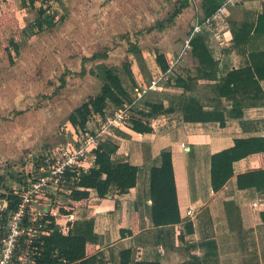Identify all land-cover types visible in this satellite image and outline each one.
Returning a JSON list of instances; mask_svg holds the SVG:
<instances>
[{"label": "crops", "instance_id": "obj_1", "mask_svg": "<svg viewBox=\"0 0 264 264\" xmlns=\"http://www.w3.org/2000/svg\"><path fill=\"white\" fill-rule=\"evenodd\" d=\"M4 1L0 0V13ZM19 1L23 7L24 1ZM181 1L183 0H85L83 5L103 6V9L99 10L108 16V19L104 25L101 24L100 31H114L112 36L115 40L112 43L115 50L102 49L85 55L84 60L88 63L97 62L95 72H87V68L83 67L79 73L73 64L74 69L68 67L73 72L71 78L80 76L81 80L77 82L82 86L86 83L88 75L93 74L104 81V72L107 69H115L132 100H135L138 98V89L148 87L155 77L163 74L154 60L156 51H160L166 53L171 62L178 60V63L161 81L163 89L160 92H150L145 97L163 100L169 106L177 104L183 98L195 96L201 99L207 110L212 109L214 103L211 99L214 95L210 93L211 87L207 81L199 80L192 84L193 86L190 85L189 91L176 86L173 77L177 75L174 74L175 71L185 79L196 75L191 47H186V41L188 32L199 20L198 7L202 0H189L190 5L183 9L171 25L162 30L155 28L159 22L169 19L175 13ZM15 2L18 7L19 2ZM72 3L75 5L76 0ZM25 9L28 11V8ZM263 10L264 0H239L236 4L228 6L225 14L215 18L206 35L210 52L219 61L220 77L238 69L251 51H264V35H257L255 32L251 34L247 47L244 46L246 53L241 54L233 47L235 26L255 25ZM100 18L106 20L101 15ZM21 29L24 31L22 25ZM38 30L40 29L36 31ZM139 32L142 33L135 35ZM136 36L140 37L139 41ZM126 42L129 47L122 48L126 46ZM134 43L137 44L139 53L131 50ZM184 51L186 54H183ZM98 53H106L108 56L92 59ZM28 66L29 69H34L30 63ZM65 74L61 77L62 88L70 77ZM10 77L11 75H8V78ZM261 86L264 91V80L261 81ZM85 87L82 94L86 98L89 97L86 101L101 91L100 89L97 94L92 95L87 91V84ZM204 87L207 90H203ZM3 94L4 91L0 90V101L10 102L13 98L12 93ZM110 108L116 106L110 103L107 109ZM137 108L140 109L135 107ZM55 112L57 117L58 110ZM29 113L32 115L33 110ZM3 116L0 117V123L8 118ZM97 116L90 119L89 126L93 129L98 126ZM7 121L8 124H3L6 127L0 126V136L6 137L4 133H7L9 138L5 143L7 151L0 156V160H3L0 167L14 160V156L29 153L36 147L28 138L22 144L16 139L19 135H28V129L33 133L34 130L37 132L38 123L31 122L32 119H28L27 115ZM68 123L74 132L73 125ZM40 127L43 128L41 125ZM237 135H264V104L246 107L244 118H229L224 127L219 122H186L183 112L177 110L156 117L152 133H138L130 123L107 134L105 141L115 143L119 147L115 159L129 162L139 168L137 186L125 194L112 190L106 198H100L97 191L92 190L89 206L78 209L74 218L77 221L94 220L95 233L98 235L97 248L104 253L106 264H119V253L126 247L127 242L132 243L134 258L139 261L184 264L198 256L200 259L206 257L212 261L217 260L218 264H264V222L261 216L264 212V189H241L237 181L241 174L260 170V161L246 158L236 162L235 175L224 188L215 192L212 186V156L233 147ZM23 151L26 152L22 153ZM164 151H171L173 156L181 222L156 226L152 214L151 170L161 165V154ZM6 176L0 175L4 180ZM189 209L195 211L193 220L187 215ZM189 222H192L194 227L191 234L186 229ZM134 227L137 228L135 233L126 232L125 236H122V229L130 231ZM208 241L215 242L211 251L205 245ZM209 252L211 254L207 256Z\"/></svg>", "mask_w": 264, "mask_h": 264}, {"label": "trees", "instance_id": "obj_2", "mask_svg": "<svg viewBox=\"0 0 264 264\" xmlns=\"http://www.w3.org/2000/svg\"><path fill=\"white\" fill-rule=\"evenodd\" d=\"M32 5L35 0H31ZM223 0H202L198 7L199 21H205L213 17ZM190 5L189 0L181 1L175 13L167 20L156 25V29H165L171 25L184 8ZM15 0H5L0 13V57L9 65L15 64V56L20 54L21 46L17 38H21L22 29L17 15ZM55 16L40 9L38 28L44 26L55 27ZM7 29H11L15 36L10 37ZM264 35V10L258 17L255 25H239L233 29L234 45L241 54L246 53L251 34ZM192 30L188 32L190 37L191 57L196 65V75L185 79L178 76L174 79L178 87L191 90L192 84L199 80L210 84L211 99L214 103L212 109L207 110L201 99L195 96L183 98L177 104L169 106L163 100L140 98L136 106L129 114V121L133 129L138 133H152L155 129V118L171 114L181 110L186 122H219L222 127L229 118H244V109L249 106L264 104V91L261 81L264 80V51H251L245 62L238 68L229 72L226 76L219 75V61L210 52L207 44L206 33H197L192 36ZM243 48V49H242ZM131 50L139 53L137 44L131 45ZM106 53L95 54L92 59L105 58ZM155 63L163 73L171 68V60L166 53L156 51ZM104 84L99 94L91 97L81 106L76 108L69 116V122L74 128H86L94 114L104 115L111 104L122 107L132 102V98L125 88L122 78L115 69H107L104 74ZM191 85V86H190ZM203 90H207L205 87ZM211 110V111H210ZM234 146L212 156L211 180L215 192L224 188L227 182L235 175L234 164L246 158L260 161L261 169L238 176V187L241 189H264V135H237ZM119 150L118 145L110 141L102 142L96 150V163L81 176L78 189H74L68 197L67 203L56 204L55 213L47 214L45 220L50 222L49 227L53 232L44 235L39 244L42 256L38 264H106L104 253L98 250V235L95 233L93 219L77 221L75 212L89 206L91 191L96 190L100 198H106L112 190L119 194H125L137 186L139 168L129 162H121L115 159ZM162 163L151 170V200L153 221L156 226H168L181 222L178 192L175 178V169L171 151L161 154ZM4 181L0 177V183ZM4 196V195H3ZM15 208V204L11 205ZM264 222V212L261 214ZM64 226L61 228L60 226ZM189 234L194 232L193 223L186 224ZM137 231L134 227L130 231L121 230L133 234ZM208 250L215 247L214 241L205 243ZM134 247L127 242L126 247L119 253V264H159L154 261H139L134 258ZM211 252L207 253L210 256ZM184 264H218L217 260L200 259L194 256L193 260Z\"/></svg>", "mask_w": 264, "mask_h": 264}, {"label": "rangeland", "instance_id": "obj_3", "mask_svg": "<svg viewBox=\"0 0 264 264\" xmlns=\"http://www.w3.org/2000/svg\"><path fill=\"white\" fill-rule=\"evenodd\" d=\"M16 1L19 2L17 15H19V21L25 32L22 31L23 36L17 38L21 51L19 55L14 53L16 64L11 66L7 63L6 65L0 57V90L4 91L3 95L11 93L13 95L10 102L0 101V117H4L3 115L8 117L1 121L0 126L6 127L3 124H8L7 120H16L23 115H27L28 119H32L31 122L38 123L39 126L37 132L34 130L33 133L28 129V135L17 136L16 141L19 144L25 143L28 138L34 145L36 144V147L29 153L23 151V155L14 156V160L0 167V175H7L6 180L0 183L1 194L19 188L21 180L24 183L27 175L32 171L31 159L34 156L39 155L51 145L71 138L73 130L68 123V117L75 108L89 98L83 96V87L87 84V91L92 95L100 91L104 83L100 77L90 74L82 86L77 82L81 80L80 76L71 78L73 72L70 69H74L73 64L78 68L79 73L83 67L87 68V72L92 70L95 72L97 62L88 63L84 60V56L102 49L103 51L115 50L112 43L115 40L112 36L114 31H100L101 24L104 25L108 19V16L99 10L103 9V6L83 5L85 0H76L75 5L72 3L73 0H36L34 5L31 0H23L22 7L20 1ZM42 7L47 10L48 14L56 16V25L55 27L44 26L43 30L36 31L39 29L37 20ZM25 8H28V11ZM84 10L85 13H83ZM100 15L106 20H101ZM142 32L135 33V35ZM7 34L10 37L15 36L11 29H7ZM135 38L138 41L140 39L138 36ZM125 47H129L127 42L122 48ZM29 63L34 69H29ZM63 74L70 77L65 87L62 88ZM174 74H177L173 75L174 79L179 76L176 71ZM8 75L11 77L8 78ZM31 110H33L32 115L29 113ZM55 110L59 113L57 117ZM31 116L32 118H29ZM4 134L6 137L0 136V156L7 151L5 143L9 141L7 133ZM1 194L0 205L4 199L2 196L4 194ZM59 199L62 203L69 201L65 197ZM63 226L64 224L60 227Z\"/></svg>", "mask_w": 264, "mask_h": 264}, {"label": "built area", "instance_id": "obj_4", "mask_svg": "<svg viewBox=\"0 0 264 264\" xmlns=\"http://www.w3.org/2000/svg\"><path fill=\"white\" fill-rule=\"evenodd\" d=\"M238 1L223 0L213 17L202 22L198 20L194 24L192 36L207 33L215 18L225 14L226 8ZM190 39L188 37L186 41L187 48L191 47ZM177 63L178 60L171 62L168 72L155 77L148 87L138 89L137 99L122 107L106 109L104 115L94 114V117L99 118L95 129L89 126V120L86 128H74L70 139L49 146L31 159L33 168L24 183L21 180L19 188L2 193L0 264H38L42 256L38 243L44 235L53 232L45 216L55 213L56 204H62L59 198H68L74 189H78L81 176L95 165L96 150L106 140L105 136L116 128L130 125L129 114L137 107L136 101L150 92H160L163 89L161 81L172 72ZM12 204H15L14 209L11 208ZM187 215L193 220L195 211L189 209Z\"/></svg>", "mask_w": 264, "mask_h": 264}]
</instances>
